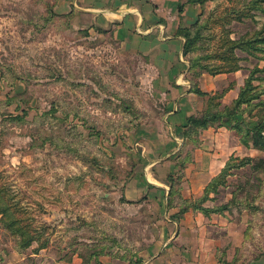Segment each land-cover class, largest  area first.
<instances>
[{
  "label": "rangeland",
  "instance_id": "obj_1",
  "mask_svg": "<svg viewBox=\"0 0 264 264\" xmlns=\"http://www.w3.org/2000/svg\"><path fill=\"white\" fill-rule=\"evenodd\" d=\"M58 2L0 0V191L12 208L9 218L0 215V264H99L100 256L114 253L139 260L167 238L164 211L149 198L128 202L123 191L133 171L143 174L141 149L131 147L135 128L157 122L163 103L143 80L142 61L106 32L76 27ZM201 6L190 26L200 30L190 62L201 57L214 70L230 67V57L241 68H264L263 52L232 51L228 42L260 36L264 50V0ZM237 12L246 16L242 22L222 21ZM256 76L264 79V71ZM255 84L264 90L263 81ZM242 119L264 126V105ZM260 167L264 154L233 170L212 197L215 206L230 202L255 219L247 204L264 205ZM176 177L179 187L183 173ZM12 220L39 241L21 249ZM256 231L250 221L252 242Z\"/></svg>",
  "mask_w": 264,
  "mask_h": 264
},
{
  "label": "crops",
  "instance_id": "obj_2",
  "mask_svg": "<svg viewBox=\"0 0 264 264\" xmlns=\"http://www.w3.org/2000/svg\"><path fill=\"white\" fill-rule=\"evenodd\" d=\"M58 3L61 12L73 17L76 27L106 32L123 52L142 61L138 68L144 70L143 80L154 87L153 97L163 103V113L157 122L135 128L136 143L131 147L141 149L138 162L143 166V174L133 171L123 194L128 202L154 200L164 211L163 236L167 238L163 237L155 254L150 250L149 255H139V260L122 253L102 255L99 264H264V239L260 235L264 230L262 203L247 204L252 209L249 212L262 216L250 220L247 209L240 214L230 202H227L230 209L223 213L207 215L191 207L180 214L183 208L180 202L202 199L208 185L233 156L254 159L264 154L252 145H244L236 130L224 126L200 129L197 143L187 141L184 136L188 118L202 114L211 96L224 92L221 102L230 106L251 73L245 66L231 73L204 72L195 82L205 95L193 91L191 63L183 54L185 39L178 32L199 19L203 11L201 3L189 0H59ZM239 118H247V113H240ZM188 146L190 152L185 151ZM179 172L183 178L178 187L175 182ZM171 176L176 181L170 197ZM216 196L218 193H211L201 206L218 207L215 206L218 200H211ZM177 213L180 219L175 220L172 216ZM250 221H255L257 230L253 242L247 236ZM76 259L77 256L75 262Z\"/></svg>",
  "mask_w": 264,
  "mask_h": 264
},
{
  "label": "trees",
  "instance_id": "obj_3",
  "mask_svg": "<svg viewBox=\"0 0 264 264\" xmlns=\"http://www.w3.org/2000/svg\"><path fill=\"white\" fill-rule=\"evenodd\" d=\"M191 3H203V0H189ZM254 5V4H253ZM246 16L243 13L237 12L232 16L228 15L222 21L224 23H230L231 21L237 20L242 22ZM219 19V18H218ZM196 26V25H195ZM179 36H182L185 39L184 43V56H189L194 52L195 46L194 42L196 39L200 37V30L197 29L195 31L194 26L192 27H182L179 29L178 32ZM229 45H231V50L243 49L246 52L251 53V55L255 56L258 52H263L262 48L259 46L263 43L262 38L260 36H255V38H241L240 40H231L228 39ZM206 59H210L209 56ZM229 62L233 63L229 67V64L226 67L220 66L216 67L214 70L211 69L208 65L202 63L203 58L198 57L191 60V67L190 72L191 76L193 77V91L200 95H205L197 86L194 79L201 77L204 72H208L211 74H220V73H231L242 69L238 62L240 59H231L228 58ZM264 68L262 69H255L251 71L248 79L246 80L245 86L241 89L239 97L230 105V106H223L221 99L223 98L224 92L216 93L215 95L211 96L208 100V105L206 110L200 115H193L190 116L187 120L186 124V131L184 132L185 138L187 141H192L193 143L198 142V133L200 129H207L213 126H224L230 129L236 130L239 135H241V141L246 146H253L261 151H264V126H261L260 123L254 126L247 124L244 119L239 118L240 113H247V110L251 112V109H257L259 106L264 105V100H262V96L264 95V90H261V84H255L258 81H263V78H259L256 76V73L263 72ZM244 107V108H243ZM262 142V145H261ZM254 161L253 158L246 157V158H238L232 157L231 160L227 163L226 167L222 170L220 175L215 178L207 187L205 191V195L202 199L189 202L184 201L183 208L180 212L182 214L189 208L193 207L195 209L203 210L207 215L215 212V213H223L225 210L230 209V203L224 204L215 208H204L202 207V203L207 201L210 197L211 193H218L219 187L225 186L227 184V178L231 175V172L236 169L243 168ZM182 167L185 165V161L181 163ZM261 169V173H264V168ZM176 180L173 176L170 177L171 182V193L174 194L173 184ZM171 199L169 198V204ZM12 208L9 207V204L5 202L3 192L0 191V215L3 216V219L9 218V212ZM180 214H174L172 217L173 219L177 220L180 219ZM11 220V219H10ZM17 220H12L11 227L15 229L16 233H18L21 237V241L19 242V246L21 249H28L32 246V242L39 241V236L35 235L34 238H26L28 232L27 230L18 226ZM47 240L41 244V248H45L47 245Z\"/></svg>",
  "mask_w": 264,
  "mask_h": 264
}]
</instances>
